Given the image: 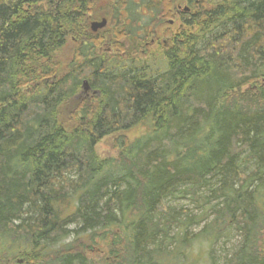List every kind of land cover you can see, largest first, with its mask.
Masks as SVG:
<instances>
[{"label":"trees","instance_id":"1","mask_svg":"<svg viewBox=\"0 0 264 264\" xmlns=\"http://www.w3.org/2000/svg\"><path fill=\"white\" fill-rule=\"evenodd\" d=\"M108 1L0 0V264H97L102 240L106 264H196L228 228V262L264 264V0H206L154 62L101 54L90 22L112 16L133 55L176 0ZM183 194L214 217L199 235Z\"/></svg>","mask_w":264,"mask_h":264},{"label":"rangeland","instance_id":"2","mask_svg":"<svg viewBox=\"0 0 264 264\" xmlns=\"http://www.w3.org/2000/svg\"><path fill=\"white\" fill-rule=\"evenodd\" d=\"M99 5L104 4L107 2L109 4L108 0H98ZM112 1V0H111ZM191 0H176L175 3L171 7V12H169V17L165 20L162 19L159 26L157 27V30L155 34L152 36V39H155L154 42H152L150 45H146L144 47V50H139L136 54H129L128 50L125 49L124 45L122 46V43H126V38L123 37V35H114V26L116 22L112 23V16H108V25L104 29L99 30L101 34H97L98 37H96L97 45L101 50V54L107 55V57L112 58H119L126 62H129L132 58H138V56H141L142 58H154L151 60L152 62L155 61V59L158 57L157 54L162 49H167L169 46H171L173 40L169 39V37H172L173 34L177 35L180 30L188 29L189 31H193L195 27L188 25L186 20L183 18V13H187L185 11L186 6H189ZM203 0H193L192 2V9L191 12L188 13H195L200 8V2ZM195 2H197V6H194ZM105 5V4H104ZM110 6V4H109ZM180 6V7H179ZM208 6L207 8L215 7V4H205L204 7ZM138 10V9H137ZM134 12H136L134 10ZM129 16V14H127ZM133 18L137 19L136 13ZM101 19V17L99 18ZM139 24L141 26L145 25L147 27V20H145L143 17L140 18ZM149 19V17H147ZM135 23V22H134ZM130 29L132 30L133 23L129 24ZM120 29L124 31V26L120 24ZM105 30L111 31L105 34ZM195 31V30H194ZM159 34V35H157ZM102 36L105 38V42H102ZM112 43L109 42V40ZM165 41L168 42L169 46H165ZM129 46L128 44L126 47ZM78 47L77 41H71L69 40L68 44L63 49V54L65 58H71L74 56V50ZM144 51V52H143ZM83 92L86 94L88 91L83 89ZM140 129H132L130 131V136L135 137L139 134ZM114 142V136L110 135L102 140L97 144V151L102 157H114L118 155L117 149L114 148L113 145ZM177 196L175 199L170 200L169 204L174 206V208L177 211H181L182 214H187L190 219V224L188 227V232L192 235L200 234V232L204 231V227L207 223H209L210 220H212L214 217L211 216L206 221H197L199 218H205V214L203 213V210L201 208L202 204H197L191 200L190 197H184ZM216 200L213 201L208 206H214L216 204ZM72 229L76 227V225L71 226ZM178 231L177 228H175L172 232V234H176ZM194 237V236H192ZM197 237V236H196ZM77 234L73 233V237L71 236L68 241L72 242L73 240H76ZM193 238L190 240L192 241ZM111 241H101L98 242L96 245H93L92 249H88L87 252L90 253V257L96 261L97 264H106V263H112L114 262L115 256L112 255V250H117V247H113L110 245ZM79 244V243H77ZM241 244V237L240 233L236 229H227L224 231L220 237L217 239L211 237V238H202L197 239L194 242H192V247L187 248V251L195 256V258L198 260L196 264H230L228 262L229 259L232 258L233 253L235 252L236 248ZM228 259V260H227ZM11 263V262H9ZM13 264H25V260L22 258H18L15 261H12ZM11 263V264H12Z\"/></svg>","mask_w":264,"mask_h":264},{"label":"water","instance_id":"3","mask_svg":"<svg viewBox=\"0 0 264 264\" xmlns=\"http://www.w3.org/2000/svg\"><path fill=\"white\" fill-rule=\"evenodd\" d=\"M107 23H108L107 19H103L102 21H95L91 24V29L94 32H96L98 29H102V28L106 27ZM88 87L89 86H88L87 82H85V84H84L85 90H88Z\"/></svg>","mask_w":264,"mask_h":264},{"label":"flooded vegetation","instance_id":"4","mask_svg":"<svg viewBox=\"0 0 264 264\" xmlns=\"http://www.w3.org/2000/svg\"><path fill=\"white\" fill-rule=\"evenodd\" d=\"M193 0H191V1H189V3H190V5L189 6H186V7H188L189 8V10H187V14L188 15H191V13H188V12H191V9H192V2ZM196 1V0H195ZM205 1V2H204ZM192 4V5H191ZM200 7H203L205 4H208V2L206 1V0H203L202 2H200ZM194 6H197V2H195V4H194ZM180 7V6H179ZM184 14V13H183ZM157 30V29H156ZM157 35H159V34H157ZM160 36V35H159ZM171 37H169V39H170ZM155 41V39H152L151 41H150V43H146V45L148 46V45H150L152 42H154ZM165 46H169V44H168V42L167 41H165ZM170 47V46H169ZM142 50H144V48L142 49ZM144 52V51H143Z\"/></svg>","mask_w":264,"mask_h":264},{"label":"bare ground","instance_id":"5","mask_svg":"<svg viewBox=\"0 0 264 264\" xmlns=\"http://www.w3.org/2000/svg\"><path fill=\"white\" fill-rule=\"evenodd\" d=\"M86 82H87V81H86ZM87 84H88V82H87ZM93 93H95V94H96V93H97V90H96V91H94Z\"/></svg>","mask_w":264,"mask_h":264}]
</instances>
